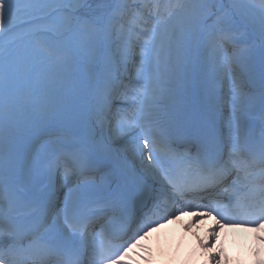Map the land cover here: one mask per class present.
Returning a JSON list of instances; mask_svg holds the SVG:
<instances>
[{"label":"snow or ice","instance_id":"obj_1","mask_svg":"<svg viewBox=\"0 0 264 264\" xmlns=\"http://www.w3.org/2000/svg\"><path fill=\"white\" fill-rule=\"evenodd\" d=\"M241 38L264 48V0H0V264H120L201 193L205 215L264 221V64L246 91ZM189 53L228 84L197 115Z\"/></svg>","mask_w":264,"mask_h":264},{"label":"bare ground","instance_id":"obj_2","mask_svg":"<svg viewBox=\"0 0 264 264\" xmlns=\"http://www.w3.org/2000/svg\"><path fill=\"white\" fill-rule=\"evenodd\" d=\"M130 2L133 3V5L140 4V0H130ZM188 59L190 61L186 65V68L183 74V80L179 86V89H183L187 102L189 104H193L196 102L198 103V97H199L198 91L202 93L201 96L204 101H207L209 96L205 98L203 91L213 89L212 94H216L215 90H217L218 93H220L219 89H214L219 84L220 81L214 84L213 87L208 86L205 83V80L209 79L206 77V73L208 71H206L204 68H200L202 64L201 60L199 58L197 60H192L189 58V55H188ZM131 163H133V161H131Z\"/></svg>","mask_w":264,"mask_h":264}]
</instances>
